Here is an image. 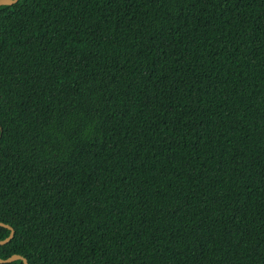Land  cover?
<instances>
[{"label":"trees","instance_id":"16d2710c","mask_svg":"<svg viewBox=\"0 0 264 264\" xmlns=\"http://www.w3.org/2000/svg\"><path fill=\"white\" fill-rule=\"evenodd\" d=\"M0 223L27 264H264V0L0 5Z\"/></svg>","mask_w":264,"mask_h":264},{"label":"water","instance_id":"95a60500","mask_svg":"<svg viewBox=\"0 0 264 264\" xmlns=\"http://www.w3.org/2000/svg\"><path fill=\"white\" fill-rule=\"evenodd\" d=\"M15 2H17V0H0V5H11L14 4ZM0 226L6 227L10 230L9 236L5 240L0 241V245H1V244H5L11 239V237L13 236V229L10 226L5 225L3 223H0ZM15 260H22L24 264H27L26 260L19 255H13L5 260L0 259V263H9Z\"/></svg>","mask_w":264,"mask_h":264}]
</instances>
